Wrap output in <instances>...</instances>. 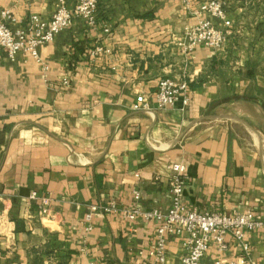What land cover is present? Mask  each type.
Returning <instances> with one entry per match:
<instances>
[{"label": "crops", "instance_id": "0c3cea01", "mask_svg": "<svg viewBox=\"0 0 264 264\" xmlns=\"http://www.w3.org/2000/svg\"><path fill=\"white\" fill-rule=\"evenodd\" d=\"M226 1L220 21L185 0H102L94 25L75 19L39 62L0 53V264H157L158 222L127 213L168 211L176 163L187 210L264 219V0ZM57 3L0 0V19L11 11L17 30L50 20ZM203 19L230 36L187 51L185 30ZM166 78L189 84L188 104L159 106ZM34 192L51 199L47 217ZM246 240L264 264V229ZM227 242L226 252L211 242L201 264L244 255ZM184 255L171 237L166 264Z\"/></svg>", "mask_w": 264, "mask_h": 264}, {"label": "built area", "instance_id": "2783aa9c", "mask_svg": "<svg viewBox=\"0 0 264 264\" xmlns=\"http://www.w3.org/2000/svg\"><path fill=\"white\" fill-rule=\"evenodd\" d=\"M102 0H81L74 9H70L67 0H58L56 10L50 20H43L39 16H32L26 27L12 30L8 21L12 18L11 11L5 10L0 19V53L4 52L9 60L14 61L21 53L40 61V48L52 43L63 31L70 29L77 18L85 19L90 25L96 22L97 10ZM186 4L195 2L201 14L208 15L220 21H226V0H185ZM185 49L194 51L198 48L220 50L224 47L230 33L219 29L211 20H200L196 25L185 30ZM98 49V52H101ZM189 84L185 81H175L166 78L160 81L155 94L161 108H173L180 98L184 103L190 102L187 93ZM134 107L139 110L147 105L144 97L138 98ZM174 176L171 181L172 203L168 211L153 210L142 212L134 209L127 213L130 220L143 217L158 222L155 243L150 255L157 264H166L167 245L171 237L182 240L185 255L182 264H201L202 259L209 251L210 243L214 242L221 252L229 250L227 237H232L237 248L244 253L239 259L226 264H256L249 258L250 247L246 236L248 233L264 229V219L249 212L246 214L234 213L228 215L221 212H199L187 210L182 202L183 192L188 184L185 168L176 163L172 165ZM32 201H38L40 216L47 217L50 213L51 199L40 197L34 192L30 195ZM135 199H140L139 193ZM105 213L115 212V206L104 208ZM88 222L91 216L87 217ZM92 227H88L91 231ZM93 264V263H91ZM214 264H223L217 261Z\"/></svg>", "mask_w": 264, "mask_h": 264}]
</instances>
